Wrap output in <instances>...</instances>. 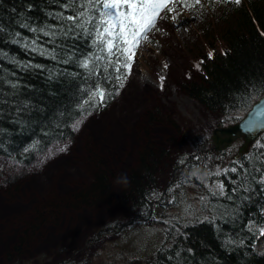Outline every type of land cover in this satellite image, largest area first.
<instances>
[{
  "label": "trees",
  "instance_id": "obj_1",
  "mask_svg": "<svg viewBox=\"0 0 264 264\" xmlns=\"http://www.w3.org/2000/svg\"><path fill=\"white\" fill-rule=\"evenodd\" d=\"M202 1L217 11L189 30L201 44L184 47L203 72L181 88L218 113V125L225 126L264 95V0ZM96 17L89 0H0V159L31 166L53 144L72 139L73 124L105 111L121 90L104 45L94 42ZM97 87L111 94L103 106L92 98ZM228 151H216L211 138L204 139L192 153H179L165 164L168 179L162 187L156 172L167 152L144 147L122 190L131 218L106 223L94 237L112 232L123 238L130 227L160 225L164 238L155 251L124 258L119 249L122 264H264V133L240 159ZM99 163L84 189L35 210L34 220L5 253L9 263L26 244L28 232L53 221L61 205L109 204L114 178ZM218 167L223 170L216 173ZM207 175L222 183V193L205 187L201 177ZM187 192L194 193L195 208L180 215L164 211L175 208Z\"/></svg>",
  "mask_w": 264,
  "mask_h": 264
},
{
  "label": "rangeland",
  "instance_id": "obj_2",
  "mask_svg": "<svg viewBox=\"0 0 264 264\" xmlns=\"http://www.w3.org/2000/svg\"><path fill=\"white\" fill-rule=\"evenodd\" d=\"M185 3L194 6L186 9ZM216 11L207 9L202 0H170L158 14L148 39L136 48L124 87L105 111L77 120L82 123L78 131L73 128L77 121L73 124L72 139L53 144L31 166L0 159V264L77 263L84 259L90 264H122L119 249L124 258L144 257L155 251L164 238L160 225L130 227L123 238L112 232L94 237L106 223L115 219L127 222L132 216L130 205L123 201L124 186L113 183L109 204L61 205L54 211L53 221L28 232L27 242L13 262L5 257L27 222L34 220L35 210L84 189L99 162L115 178L136 167L144 147L163 148L167 156L159 163L156 177L164 187L168 179L165 164L179 153L195 151L215 127L221 126L218 113L207 110L181 88L183 81L197 80L203 72L201 65L190 62L184 47L201 44L193 41L189 30L194 32L200 20L212 19ZM240 143L228 148L229 155L235 154ZM64 147L66 151H59ZM220 170L223 168L218 167L216 173ZM208 176L201 177L205 187L222 193V183ZM183 198L175 208L164 211L180 215L189 207L195 208L193 192L183 194Z\"/></svg>",
  "mask_w": 264,
  "mask_h": 264
},
{
  "label": "snow or ice",
  "instance_id": "obj_3",
  "mask_svg": "<svg viewBox=\"0 0 264 264\" xmlns=\"http://www.w3.org/2000/svg\"><path fill=\"white\" fill-rule=\"evenodd\" d=\"M169 2L170 0H89L91 6L98 12V17L95 18L97 22L94 42L104 45L106 56L109 58L108 63L113 65L115 72L118 73L115 80L120 89L124 87V82L131 72L136 48L141 41L148 39L147 34L156 27L158 14ZM236 3H239V0H236ZM193 6L187 3L183 5L186 9ZM174 8L175 6L169 8V11H174ZM68 19L75 18L69 16ZM175 19L176 16H173V20ZM88 66L89 62L85 60L83 67L88 68ZM122 69L123 72H121ZM161 87H163V77H161ZM115 94L119 95V92ZM107 95L102 88L97 87L92 93V98L93 101L98 102L99 106H103ZM80 123L82 120L77 121L73 126L74 130H79ZM59 151H66V147L60 148Z\"/></svg>",
  "mask_w": 264,
  "mask_h": 264
},
{
  "label": "water",
  "instance_id": "obj_4",
  "mask_svg": "<svg viewBox=\"0 0 264 264\" xmlns=\"http://www.w3.org/2000/svg\"><path fill=\"white\" fill-rule=\"evenodd\" d=\"M262 133H264V95L254 101L237 122L215 127L210 138L216 151L228 149L241 139L233 155V159L238 160Z\"/></svg>",
  "mask_w": 264,
  "mask_h": 264
},
{
  "label": "clouds",
  "instance_id": "obj_5",
  "mask_svg": "<svg viewBox=\"0 0 264 264\" xmlns=\"http://www.w3.org/2000/svg\"><path fill=\"white\" fill-rule=\"evenodd\" d=\"M113 183L117 186L126 187L129 184V179L126 173H118L114 178Z\"/></svg>",
  "mask_w": 264,
  "mask_h": 264
},
{
  "label": "bare ground",
  "instance_id": "obj_6",
  "mask_svg": "<svg viewBox=\"0 0 264 264\" xmlns=\"http://www.w3.org/2000/svg\"><path fill=\"white\" fill-rule=\"evenodd\" d=\"M2 160H5V159H2ZM1 161V160H0ZM7 161V160H6ZM167 167V166H166Z\"/></svg>",
  "mask_w": 264,
  "mask_h": 264
}]
</instances>
